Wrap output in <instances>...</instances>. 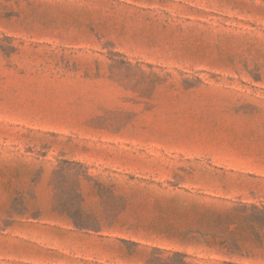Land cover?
Masks as SVG:
<instances>
[{
	"label": "rangeland",
	"instance_id": "374dc122",
	"mask_svg": "<svg viewBox=\"0 0 264 264\" xmlns=\"http://www.w3.org/2000/svg\"><path fill=\"white\" fill-rule=\"evenodd\" d=\"M0 264H264V0H0Z\"/></svg>",
	"mask_w": 264,
	"mask_h": 264
}]
</instances>
